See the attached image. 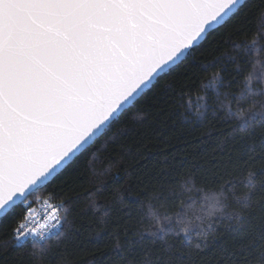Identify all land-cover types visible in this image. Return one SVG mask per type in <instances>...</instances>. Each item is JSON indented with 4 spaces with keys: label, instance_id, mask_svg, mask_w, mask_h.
Wrapping results in <instances>:
<instances>
[{
    "label": "snow or ice",
    "instance_id": "obj_1",
    "mask_svg": "<svg viewBox=\"0 0 264 264\" xmlns=\"http://www.w3.org/2000/svg\"><path fill=\"white\" fill-rule=\"evenodd\" d=\"M252 7L246 0H0V264H44L49 255H60L62 264H264V189L243 204L247 212L235 215L236 228L227 225V238L213 236L218 250L201 255L220 223L218 214L232 220L236 211H226L227 192L234 191L227 170L214 173L223 181L221 191L205 197L199 223L187 215L191 181L179 189L161 184L151 194L147 188L137 193L160 201L162 215L150 204L159 228L135 231L130 223L115 222L108 231L101 220L87 240L78 239L79 228L65 231L71 221L51 204L44 222L36 221L29 203L43 192L59 198L56 190L77 159L225 25L242 55L233 57L235 74L228 79L217 70L207 83L201 80L198 99L204 103L196 108L195 122L219 129L221 151L229 140L240 143L246 149L239 154L247 157L243 163L259 165L264 173V86L254 87L251 76L245 81L246 65H253L264 46V22L255 32L237 23ZM213 63L198 69L206 73ZM257 85H264V74ZM184 120L193 123L188 116ZM118 199L131 221V205L122 195ZM170 207L177 209L173 215ZM178 224L185 225L182 231ZM193 231L205 241L195 252L183 246ZM104 233L114 241L110 247ZM181 233L183 239L173 243L170 236ZM102 248L103 259L97 255Z\"/></svg>",
    "mask_w": 264,
    "mask_h": 264
},
{
    "label": "trees",
    "instance_id": "obj_2",
    "mask_svg": "<svg viewBox=\"0 0 264 264\" xmlns=\"http://www.w3.org/2000/svg\"><path fill=\"white\" fill-rule=\"evenodd\" d=\"M246 3L255 7L251 8L245 19L237 23H242L249 32H255L262 23L260 10L264 0H246ZM231 30L230 25L217 30L193 51L184 64L158 79L77 159L65 177L66 183L56 190L59 198H52L50 192L38 193L30 198L31 208H35L41 200L61 204L59 215H66L71 221V228L66 223L65 231L71 233L79 228L83 235L77 234L78 239L87 240L89 235H95L100 227L98 221L101 220L108 225V231H111L115 222L130 223L135 231L150 227L147 205L151 204L162 212L164 209L159 207L160 201L150 200L149 195L145 194L138 197L137 193L147 188L151 194L153 186L161 184L165 189H179L181 183L191 181L193 189L189 193L191 199L187 202L192 207L187 215L188 219L199 223L196 217L203 215L201 206L207 205L205 197L221 191L223 181L217 179L214 173L219 170L223 175L227 170L231 173L234 191L227 192L226 211L235 208L242 214L247 212L242 203H237L235 199L246 191L244 177L249 170L255 172L256 186L249 194L254 200L264 189V173L260 171L259 165L243 163L247 157L239 154L246 149L240 143L229 140L221 151L217 147L223 139L219 129L207 123L201 126L195 122L196 108L204 103L198 99L201 95V80L207 83L210 74L217 70L225 80L235 74L233 57H240L242 52L234 49L233 37L229 35ZM217 57L218 60L215 59ZM208 60L214 61L212 68L206 73L200 71L198 65ZM251 66L252 63L247 64L246 70H250ZM191 81H195V84ZM211 98L212 92L209 91L207 99L210 101ZM184 116H188L193 123L185 121ZM114 135L115 139H110ZM228 152L231 160L226 155ZM121 195L123 202L133 209L131 221L125 216L128 208L122 207L118 199ZM176 210L171 207L168 209L170 215ZM24 214H27V209ZM141 217L144 218L142 222ZM216 218L220 219V223L215 226L216 231L208 236L210 246L201 253L205 257L212 256L220 246V241H213L214 235L227 238L230 232L227 225L237 227L235 215L232 220L226 215L219 217V214ZM104 237L110 247L114 241L107 240V233H104ZM170 239L177 243L183 239V233L179 237L170 236ZM94 243L90 241L89 247ZM160 243L158 239L157 244ZM198 243L203 245L205 241L193 231L190 243L186 241L183 246L195 252ZM102 253L103 248L97 253L101 259ZM44 264H62V257L49 255Z\"/></svg>",
    "mask_w": 264,
    "mask_h": 264
},
{
    "label": "clouds",
    "instance_id": "obj_3",
    "mask_svg": "<svg viewBox=\"0 0 264 264\" xmlns=\"http://www.w3.org/2000/svg\"><path fill=\"white\" fill-rule=\"evenodd\" d=\"M261 21L264 22V16L261 17ZM262 74H264V46L261 47V54L257 57H254L253 65L251 66L248 73L245 74V81L249 78V76H251L253 79L254 87L264 86V85H257V80ZM215 75H216L215 72L211 73L208 79L211 80ZM137 118H139V116ZM254 177H255V172L252 170H249L244 177L246 181V184H245L246 191L242 192L239 196L235 198V199H238L242 203V205L248 201L250 192L256 186V180L254 179ZM147 209H148L149 224L153 227L159 228L160 224H153V209L150 207V204L147 205ZM155 211L159 213L160 215H162V211H160L159 209H155ZM232 214L242 215V213L239 212L238 210L234 211ZM176 227L182 231L185 225L178 224L176 225Z\"/></svg>",
    "mask_w": 264,
    "mask_h": 264
},
{
    "label": "built area",
    "instance_id": "obj_4",
    "mask_svg": "<svg viewBox=\"0 0 264 264\" xmlns=\"http://www.w3.org/2000/svg\"><path fill=\"white\" fill-rule=\"evenodd\" d=\"M51 204L53 206V208H58L60 213V208H61V204H52L49 202H41L39 204H37V206L35 208H31L32 211L35 213V220L43 223V217L48 215L49 213L52 212V208H49L48 205ZM54 222V221H53Z\"/></svg>",
    "mask_w": 264,
    "mask_h": 264
},
{
    "label": "rangeland",
    "instance_id": "obj_5",
    "mask_svg": "<svg viewBox=\"0 0 264 264\" xmlns=\"http://www.w3.org/2000/svg\"><path fill=\"white\" fill-rule=\"evenodd\" d=\"M41 202L43 203V202H49V201H47V200H41L39 203H41ZM39 203H38V204H39Z\"/></svg>",
    "mask_w": 264,
    "mask_h": 264
},
{
    "label": "water",
    "instance_id": "obj_6",
    "mask_svg": "<svg viewBox=\"0 0 264 264\" xmlns=\"http://www.w3.org/2000/svg\"><path fill=\"white\" fill-rule=\"evenodd\" d=\"M138 99H139V98H138ZM138 99H137V100H138ZM132 105H133V104H132Z\"/></svg>",
    "mask_w": 264,
    "mask_h": 264
}]
</instances>
